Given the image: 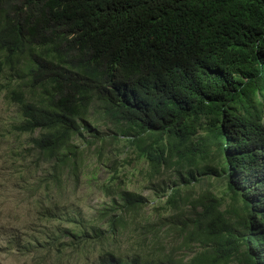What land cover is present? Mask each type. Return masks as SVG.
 <instances>
[{
	"label": "trees",
	"instance_id": "1",
	"mask_svg": "<svg viewBox=\"0 0 264 264\" xmlns=\"http://www.w3.org/2000/svg\"><path fill=\"white\" fill-rule=\"evenodd\" d=\"M0 96L2 252L264 264V0H0Z\"/></svg>",
	"mask_w": 264,
	"mask_h": 264
},
{
	"label": "rangeland",
	"instance_id": "2",
	"mask_svg": "<svg viewBox=\"0 0 264 264\" xmlns=\"http://www.w3.org/2000/svg\"><path fill=\"white\" fill-rule=\"evenodd\" d=\"M14 112L15 110L14 109H8L4 100H3V97L0 96V118L2 116L6 117V118H9L10 115H14ZM93 162H96L95 159H93ZM127 171H129V174H132L134 169H128ZM107 178V175L105 173L104 170H101L100 172H98V174L96 175V179H98L99 181H104L105 179ZM95 183V182H93ZM138 184L135 183V184H131L129 186V188L131 190H136L138 188ZM218 187V191L220 190L219 188V185L217 184L216 185ZM147 192H145L146 194ZM82 197H87V199L93 203H96L97 201H100L102 200V196L100 193L96 192V190L94 189V186H87L85 188L82 189L81 191V194H80ZM148 195V194H147ZM153 199L155 198L154 195L151 196ZM159 201H156L153 206H155ZM1 246V244H0ZM29 260V257L28 259L23 257V256H20L18 253L16 252H9L6 250V247H4V251L2 252L0 250V264H30V263H27Z\"/></svg>",
	"mask_w": 264,
	"mask_h": 264
}]
</instances>
